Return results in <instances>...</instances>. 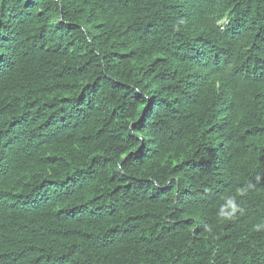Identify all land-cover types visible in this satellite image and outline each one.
<instances>
[{
  "label": "trees",
  "instance_id": "obj_1",
  "mask_svg": "<svg viewBox=\"0 0 264 264\" xmlns=\"http://www.w3.org/2000/svg\"><path fill=\"white\" fill-rule=\"evenodd\" d=\"M0 264H264V0H0Z\"/></svg>",
  "mask_w": 264,
  "mask_h": 264
},
{
  "label": "bare ground",
  "instance_id": "obj_2",
  "mask_svg": "<svg viewBox=\"0 0 264 264\" xmlns=\"http://www.w3.org/2000/svg\"><path fill=\"white\" fill-rule=\"evenodd\" d=\"M256 73V72H255ZM253 75V74H252Z\"/></svg>",
  "mask_w": 264,
  "mask_h": 264
}]
</instances>
